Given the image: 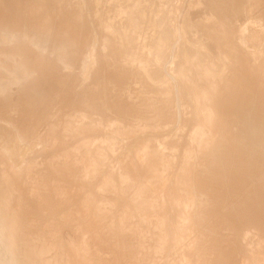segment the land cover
I'll return each mask as SVG.
<instances>
[{
  "label": "bare ground",
  "instance_id": "obj_1",
  "mask_svg": "<svg viewBox=\"0 0 264 264\" xmlns=\"http://www.w3.org/2000/svg\"><path fill=\"white\" fill-rule=\"evenodd\" d=\"M70 7L69 0H0V46L19 63L14 82L20 89L16 103L0 107V119L8 122L3 124L11 131L7 143L6 139L0 146V264H101L109 260L99 245L86 247V225L98 240L113 246L118 262L126 264L152 254L149 239L154 234L158 235L154 254L175 264H244L241 251L251 243L260 249L264 264V237L258 234L264 228V157L256 156L264 148V122L259 118L253 123L243 121L242 128H237L240 135L223 123L213 135L212 127L205 126L223 122L217 108L213 104L208 110L198 109L185 85L179 93L190 101L191 115L198 114L194 132L198 140L180 148L174 141L141 135L138 113H151L149 128L173 113L159 89L160 81L147 72L151 53L136 46V30L127 38L120 37L112 32L109 21L101 19L93 27ZM134 8H129L132 16ZM53 14L63 21L56 25ZM203 25L210 35L215 34L208 22ZM110 45L112 51H105ZM120 55L127 61L117 69L115 60ZM259 57L250 82L237 84L232 77L220 78L237 94L251 95L252 107L264 109V50ZM191 71L190 82L211 75L201 63ZM7 79L0 74V89ZM216 96L213 93L212 99ZM99 98L108 106L103 114L107 128L86 114V109L97 107ZM77 111L81 113L76 115ZM78 123L80 129L75 127ZM253 135H258L257 145L250 142ZM106 137L120 140L130 158L119 183L103 178L104 166L113 163L103 160L93 165L89 176L101 183L99 187L86 181L85 159ZM30 147L36 152L31 153ZM209 159L211 164H205ZM114 161L119 164L121 157L115 154ZM142 172L153 177L147 179ZM213 180H221L220 187ZM125 185L133 186L136 193L123 195ZM248 186L257 196L244 201ZM137 200L146 212L136 208ZM226 201L232 205L229 214L213 216ZM155 207L175 210L177 231L166 217L154 218L151 210ZM75 212L76 220L70 222ZM199 213L213 216L217 227L202 232L194 229ZM131 216L149 226L136 249L121 253L125 237L121 223ZM246 219L248 225L243 224ZM57 221L68 225L67 235H59ZM222 230L228 231L229 241L219 238ZM174 254L179 256L175 259Z\"/></svg>",
  "mask_w": 264,
  "mask_h": 264
},
{
  "label": "rangeland",
  "instance_id": "obj_2",
  "mask_svg": "<svg viewBox=\"0 0 264 264\" xmlns=\"http://www.w3.org/2000/svg\"><path fill=\"white\" fill-rule=\"evenodd\" d=\"M257 1L258 3H256ZM69 2L71 4L70 10L79 11L93 27L97 26L101 19H104L111 24L112 32L120 37L127 38L133 30H136V46L151 53L150 61L146 64L147 72L155 80L160 81L159 89L163 91V98L169 100L173 113L156 123L152 128L147 127L151 113H138L136 125L143 130L141 135H156L161 141H174L180 148L198 140L194 134L198 128V114H192L196 117L191 118L190 101L180 97L179 93V90L185 85L189 86L191 97L197 100L198 109L208 110L213 104L217 108L220 122H223L216 126L211 124L205 126L206 129L209 126L212 127L213 135H217L221 131L223 123L230 126L233 133L240 135L241 133L237 128H242L240 124L243 121L253 123L254 118H259L261 122H264V109L252 107V96L243 93L242 95L237 94L235 88L229 87L223 80L224 78H220V75H225L232 77L237 84H242L243 82H250L254 77L256 62L260 58V52L264 50V0H69ZM132 5L135 6L133 16L129 13V8ZM248 7L253 8L249 10ZM135 18L139 19L138 24H136ZM53 20L57 25L63 21V18L53 14ZM207 22L212 27L214 35H210L206 30V25H203ZM195 23L199 24L196 25ZM112 48L110 45L105 51L111 52ZM115 61L116 68L122 69L127 60L125 56L120 55ZM200 63L210 70L211 75L206 79L190 82L191 70L197 68ZM18 71L19 63L17 60L11 59V52L6 47L0 46V74L8 77L0 89V107L2 108H7L18 100L20 89L14 82ZM165 91H171V95L165 94ZM213 93L217 94V99H212ZM107 110L108 106L99 98L97 107L86 109V114L107 128L103 119V114ZM79 112L81 113V111H77L76 115H79ZM0 122V146H4L11 136V131L5 126L8 123L6 120L0 119ZM80 125L81 123H78L75 127L80 129ZM7 133L10 135L8 136ZM88 133L89 131H86V134ZM251 137L250 142L257 145L258 135ZM30 150L31 153L36 152L35 147H30ZM115 154L121 157L119 164L114 161ZM256 156L264 157V148ZM129 158L130 153L121 146L120 140H112L106 137L96 151L89 150L85 159L86 181L101 187V183L97 182L95 177L92 176L93 178H91L89 174L93 165H101L104 160L113 164L109 167L104 166L103 178L108 181L111 180L110 182L119 183L121 173L125 170ZM210 159L205 164H211ZM195 161L196 159L193 162ZM214 168L217 169L216 166ZM141 174L147 179L153 177L150 172H142ZM220 181L213 180L212 183L220 187ZM122 189L123 195L126 192L128 194L136 193L133 186L125 185ZM207 192L209 191L207 190ZM67 196L70 200L75 198L70 192L67 193ZM256 196V194L250 193V186H248L243 194V200L251 201ZM122 199L121 196L118 201L121 202ZM57 202L62 203V199L57 197ZM107 202L108 200L105 203ZM226 204L221 208L222 211H215L213 216L229 214V208L232 205H229L228 201ZM136 208L140 212L147 210V208L144 209L141 200L136 201ZM151 212H153L155 219L166 217L171 229L178 230L174 209L165 210L161 207H155ZM196 215L197 222L194 229L198 232H202L208 227H217L213 216L202 213ZM76 217L77 213L75 212L69 217L70 222L75 221ZM96 220H99V216ZM243 224L248 225L249 220L246 219ZM56 225L59 235L65 236L69 233L70 228L65 222L57 221ZM121 226L125 231L121 253H127L138 247L149 224L144 220L142 221L138 216H131L125 217ZM85 230L86 247L99 245L110 256L109 260L101 264H126L123 261L118 262L114 258L113 246L98 240L89 232L87 225ZM258 234L261 238L264 237V228L259 230ZM219 238L225 242L229 241L228 231L222 230ZM149 240L152 254L145 256L135 264H175L173 261H165L163 257L160 258L158 253L154 254L153 249L156 247L158 235L154 234ZM256 247L251 243L248 245V249H242L240 257L245 260L244 264L262 263L263 257L259 255L260 249L258 247L256 249ZM177 256L179 254L173 255L175 259ZM194 258L193 256L192 259L194 260ZM81 264L88 263L84 261Z\"/></svg>",
  "mask_w": 264,
  "mask_h": 264
}]
</instances>
